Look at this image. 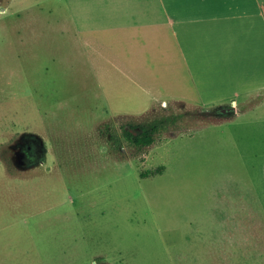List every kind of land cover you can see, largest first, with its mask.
Listing matches in <instances>:
<instances>
[{
    "label": "rangeland",
    "instance_id": "374dc122",
    "mask_svg": "<svg viewBox=\"0 0 264 264\" xmlns=\"http://www.w3.org/2000/svg\"><path fill=\"white\" fill-rule=\"evenodd\" d=\"M36 1L0 14V264H264V91L201 115L165 86L143 115H105L73 32L40 29L60 5L19 11ZM139 127L150 146L125 138Z\"/></svg>",
    "mask_w": 264,
    "mask_h": 264
},
{
    "label": "crops",
    "instance_id": "0c3cea01",
    "mask_svg": "<svg viewBox=\"0 0 264 264\" xmlns=\"http://www.w3.org/2000/svg\"><path fill=\"white\" fill-rule=\"evenodd\" d=\"M17 1L0 0V14ZM49 2L61 11L48 7L40 29L73 32L105 115H143L165 86L201 115L234 114L264 91V0H40L19 11L33 21L32 9Z\"/></svg>",
    "mask_w": 264,
    "mask_h": 264
},
{
    "label": "trees",
    "instance_id": "16d2710c",
    "mask_svg": "<svg viewBox=\"0 0 264 264\" xmlns=\"http://www.w3.org/2000/svg\"><path fill=\"white\" fill-rule=\"evenodd\" d=\"M155 131H156V127H153L151 129H147L145 127H139V133L134 134L129 129H126L124 130V136L132 145L139 148H143L150 146L154 142ZM162 170L163 168L159 167L155 171H149L147 174L154 176L156 174H160ZM101 264H105V263H101Z\"/></svg>",
    "mask_w": 264,
    "mask_h": 264
},
{
    "label": "flooded vegetation",
    "instance_id": "af4514ba",
    "mask_svg": "<svg viewBox=\"0 0 264 264\" xmlns=\"http://www.w3.org/2000/svg\"><path fill=\"white\" fill-rule=\"evenodd\" d=\"M228 113V112H226ZM216 114H225L221 111ZM27 140L24 144L19 145V150L23 155V160L27 162L30 166L34 165H42L44 162V154H45V146L42 144L41 141L36 142H29ZM38 156V157H37Z\"/></svg>",
    "mask_w": 264,
    "mask_h": 264
},
{
    "label": "water",
    "instance_id": "95a60500",
    "mask_svg": "<svg viewBox=\"0 0 264 264\" xmlns=\"http://www.w3.org/2000/svg\"><path fill=\"white\" fill-rule=\"evenodd\" d=\"M221 112H222V113H226V112H228V111H227V109H222Z\"/></svg>",
    "mask_w": 264,
    "mask_h": 264
}]
</instances>
